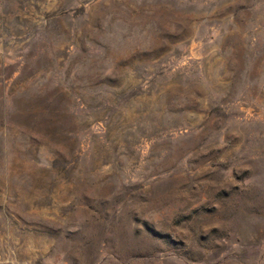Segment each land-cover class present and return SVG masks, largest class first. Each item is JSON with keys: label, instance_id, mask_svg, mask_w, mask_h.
<instances>
[{"label": "rangeland", "instance_id": "rangeland-1", "mask_svg": "<svg viewBox=\"0 0 264 264\" xmlns=\"http://www.w3.org/2000/svg\"><path fill=\"white\" fill-rule=\"evenodd\" d=\"M0 264H264V0H0Z\"/></svg>", "mask_w": 264, "mask_h": 264}]
</instances>
